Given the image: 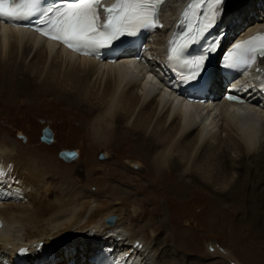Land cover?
<instances>
[{
    "label": "bare ground",
    "instance_id": "obj_1",
    "mask_svg": "<svg viewBox=\"0 0 264 264\" xmlns=\"http://www.w3.org/2000/svg\"><path fill=\"white\" fill-rule=\"evenodd\" d=\"M183 4V0L165 1L160 22L164 24L163 29L151 42V54L163 70L166 68L163 60L167 39L164 28L169 31L176 25ZM220 9L224 14L223 26L229 29V34L238 31L243 36L264 26V0H225ZM130 60L125 56L116 64L96 63L74 56L30 33L0 25L2 85L13 84L30 102L84 109V119L89 122L84 130L92 138L90 155L98 147L115 148L118 154L114 161L116 166L105 176V181L111 177L106 183H142L145 177L152 183L168 180L174 183L178 176L180 189L195 196L206 194L213 201L212 209L206 202L202 203V224L211 228V219L219 213L241 214L251 223L249 229L242 228L248 235L240 240L250 239L249 234L264 237V59L259 70L248 75H254L252 93L255 92L248 99L249 104L230 105L216 100L214 105L198 107L182 102L157 86L156 80L150 77L153 68L150 61L133 66ZM185 72L189 75L188 69ZM220 87L221 81L216 76L215 94ZM44 133L42 140H45ZM9 136L10 141L7 138L0 141V178L6 183L11 181L20 199L0 204L3 220L0 264H19L13 259L21 247L26 248L29 255L24 264H86L91 251L107 245L136 253L143 264H188L183 258H176V253H194L184 244L201 238V235H194L198 227L189 233L184 229H171L169 237L161 239L167 229L150 228L148 223L140 227L136 213L128 212L125 197L130 196V191H120L109 184L104 185L105 188L99 186L101 191L97 192L85 189L84 184L72 180L75 165L60 162L63 166H55L58 164H52L55 152L46 157L42 154L43 146L20 151L17 158L18 147ZM51 137L54 141V133ZM31 138H37L35 133ZM106 150L103 151L108 153ZM127 150L130 157L139 151L147 155L144 161L147 172L137 179L132 178V172H120L118 174L125 181L122 182L117 180L116 170L124 165L119 153ZM67 153L70 152L65 151ZM81 162L89 165L86 160ZM129 163L138 167L130 159L125 161L126 168H130ZM42 164L52 166L47 169ZM139 166L143 167L141 163ZM95 171L92 167L91 173ZM192 188L196 191H191ZM231 199L236 203L228 209L222 205ZM137 206L134 205L133 211ZM137 213H142L139 206ZM111 215L115 216V221L107 224L105 219ZM136 240L142 243L141 248L133 247ZM158 244L168 246L170 251ZM205 252L204 256L194 253L199 257L193 264H205L202 262L212 257L222 258L229 264H241L233 251L220 248L215 242L207 243ZM38 254L44 256L36 262Z\"/></svg>",
    "mask_w": 264,
    "mask_h": 264
},
{
    "label": "rangeland",
    "instance_id": "obj_2",
    "mask_svg": "<svg viewBox=\"0 0 264 264\" xmlns=\"http://www.w3.org/2000/svg\"><path fill=\"white\" fill-rule=\"evenodd\" d=\"M2 84L3 83L0 82V141L2 138H7L8 140L10 137L9 135H11V138L14 142H16L15 146L18 147V151L15 152V157H19L21 153L20 151H32L34 146L38 148L39 146H43L44 150L42 154L44 156L52 155V153H50L52 151L55 152L52 161V164L55 162L58 163L55 166H59L60 162L76 166L72 169V180L79 185L84 184L86 187L85 189L97 192L100 190L98 189L99 186L105 188L109 184V186L117 187L120 191H130V196L125 197L127 198L125 204L126 207L129 208L128 212L132 210L131 214H133V212L136 213L138 216V222L136 220L134 221H136L140 227L148 223L150 224V228L167 229V233L161 235V239H163V237H169L172 233L171 229H179L180 231H183L182 229H184V232L189 233L190 231L193 232V229L198 227L200 232H196L194 230L196 232L194 235H201V238L196 242L193 241L187 243L188 245L184 244L194 253H199L204 256L206 253V244L215 242L219 244L220 248L233 251L236 257L240 259L241 264H264V237H254V235L249 234L252 241L250 239H247L246 241L240 240L248 235L246 234V231L243 230L249 229L248 224L251 223L248 219H246L247 217L241 214L224 212L223 214L219 213V215H216L214 219H211V228L202 224L200 216L204 212V209L203 211L201 209L202 203L206 202V204H208L209 207L211 206L210 208L212 209L213 201L209 199L206 194L195 196L192 195V192L190 191L186 192L185 190L180 189V179L178 176L176 177V182L173 181L174 183L169 180L160 183H152L146 177L143 179L142 183H137V181L132 182L133 184H123L116 181L106 183V181L111 180V177L108 176L105 181V176L110 171V168L113 169V167L116 166L114 161L117 160L118 154L116 153L115 148L106 150L98 147L93 151V155H90L89 147L92 138H89L87 131L85 132L84 130V125L89 123L87 122L88 119L87 121L84 119L86 113L84 109L78 108L76 110V108L71 109L68 106L60 107L55 104L51 105L49 103L30 102L28 100L29 98L23 92L18 89H14L13 84H8L7 86H3ZM37 104L39 105L37 106ZM44 126H49L54 133V141L52 140L50 142L51 144H47L40 139V136L42 135V128ZM89 130H91L90 127ZM34 133L37 136L36 139L31 138ZM8 141H10V139ZM130 142L131 140H129V142L127 141L129 148L132 147V145L130 146L129 144ZM51 146L53 147L52 150L46 149L51 148ZM61 149H75L78 151V157H73L72 161H66L60 157L61 155H59V153L61 154ZM103 150L108 151L110 154L107 152L105 153ZM119 155L124 158L123 160L120 159L121 163H124V165H122L123 168L120 167L116 170L118 175L117 180L125 182L122 179V176L118 174L120 172H126V174L127 172H132L133 174L131 175H133V179H137L136 177L140 178L142 176H146L145 172H147V166L144 161L148 157L143 151L135 153L134 157H130L129 150L125 153H119ZM49 159L52 160V158ZM130 159L135 164L137 163L139 168L134 166V164L133 166L131 164V167L130 163L128 164L130 168H126L125 161ZM80 160L88 161L89 163L87 164L89 165L86 166V163H82ZM138 162L143 166L141 169ZM42 165L47 169H50L52 166L51 164ZM92 167L96 170L93 172L94 174L91 173ZM177 175H179V172ZM191 191H196V189L192 188ZM181 203L187 205L183 206ZM233 203H236V201L231 199V201L225 202L224 204L222 203V205L224 207L227 206L226 208L228 209ZM134 205H138L139 208L142 209V213H137L138 206L135 211H133ZM145 211L146 214L144 213ZM207 214L209 213H205L206 217L209 218ZM203 220L205 221V219ZM204 221L203 223H205ZM214 221L215 225H213ZM199 222L201 225L198 224ZM220 225H222L223 228H221ZM239 225L242 226L240 227ZM236 228L238 229L237 232L234 231ZM148 232L151 233L152 231L150 230ZM159 234H161V232ZM147 236L149 237L148 233ZM159 242H161V240H159ZM53 246L55 247V245ZM157 246L166 247L164 249L170 251V248L168 246H163V244H158ZM194 253H184V251L183 253L179 252L176 253V258H183L188 264H193L194 262H197L199 257V254ZM202 263L229 264L222 258L218 257L207 258Z\"/></svg>",
    "mask_w": 264,
    "mask_h": 264
},
{
    "label": "snow or ice",
    "instance_id": "obj_3",
    "mask_svg": "<svg viewBox=\"0 0 264 264\" xmlns=\"http://www.w3.org/2000/svg\"><path fill=\"white\" fill-rule=\"evenodd\" d=\"M216 3H222V0H216ZM100 8L99 0H79L78 3L64 9L49 7L42 11L41 0H20V3H14L13 0H0V17L15 22L28 20L37 15L43 16L44 19H38L36 22L48 26L47 35L59 39L67 46L78 45L89 52L104 46L108 40H114L120 35L129 34L138 28L151 27L155 19V14L151 11L153 5L133 4L125 0L104 9L107 13L106 23L100 24L98 11ZM49 13L52 15L49 16ZM212 23L213 20L209 19L208 24ZM237 48L244 51V59H253V55L250 54L264 57V45L256 48L249 41V46L237 45ZM203 58L202 56L200 60L194 62L195 71L200 70ZM229 99L232 98L229 97Z\"/></svg>",
    "mask_w": 264,
    "mask_h": 264
},
{
    "label": "water",
    "instance_id": "obj_4",
    "mask_svg": "<svg viewBox=\"0 0 264 264\" xmlns=\"http://www.w3.org/2000/svg\"><path fill=\"white\" fill-rule=\"evenodd\" d=\"M47 129L46 130V132L44 133V129ZM42 133H44L45 134V140L47 141V142H50V140H51V136L53 135V132H52V130L48 127V126H45L44 128H43V130H42ZM62 154H65V152H62ZM111 219H113V218H111Z\"/></svg>",
    "mask_w": 264,
    "mask_h": 264
}]
</instances>
